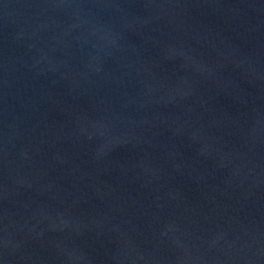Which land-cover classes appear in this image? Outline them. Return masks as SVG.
Returning a JSON list of instances; mask_svg holds the SVG:
<instances>
[{"label": "water", "instance_id": "1", "mask_svg": "<svg viewBox=\"0 0 264 264\" xmlns=\"http://www.w3.org/2000/svg\"><path fill=\"white\" fill-rule=\"evenodd\" d=\"M0 264H264V0H0Z\"/></svg>", "mask_w": 264, "mask_h": 264}]
</instances>
